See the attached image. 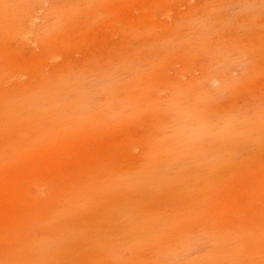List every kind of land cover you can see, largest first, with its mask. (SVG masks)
Listing matches in <instances>:
<instances>
[{"label": "rangeland", "instance_id": "obj_1", "mask_svg": "<svg viewBox=\"0 0 264 264\" xmlns=\"http://www.w3.org/2000/svg\"><path fill=\"white\" fill-rule=\"evenodd\" d=\"M0 264H264V0H0Z\"/></svg>", "mask_w": 264, "mask_h": 264}]
</instances>
